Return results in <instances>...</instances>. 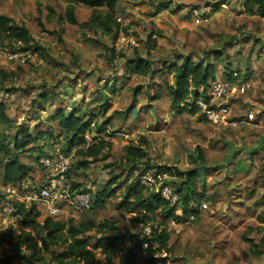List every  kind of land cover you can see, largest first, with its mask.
<instances>
[{
	"label": "rangeland",
	"instance_id": "374dc122",
	"mask_svg": "<svg viewBox=\"0 0 264 264\" xmlns=\"http://www.w3.org/2000/svg\"><path fill=\"white\" fill-rule=\"evenodd\" d=\"M245 3L122 0L115 8L120 32L113 39L114 33L80 27L92 14V9L82 4L73 6L77 24L71 25L64 17L67 3L63 0H0V14L24 25L38 48L27 52L29 57L9 60L0 56V69L8 73L0 82L5 88L0 101L13 122L10 127L0 124V160L2 146H8L16 132L27 130L32 138L45 134L18 155L29 168L25 184H42L44 172L39 160L65 148L64 134L49 120L56 110L68 113L79 108L87 119L89 114L98 113L102 102L109 104L105 119L109 121L107 130L112 132L110 150L85 169L76 167L82 160L76 149L70 151L69 178L75 187L91 192L90 208L53 219L94 222L96 228L82 238L99 264H119L116 257L106 261L95 247L99 237L112 234L131 241L127 249L138 245L131 264H264V13L249 15L243 8ZM184 58L200 65L212 64L215 80L209 84L222 82L225 86L219 96L208 92L209 103L193 115L174 113L162 87L173 81L172 73L140 76L128 66L142 59L162 71L172 62L181 64ZM42 97L46 98L44 104ZM103 122L101 117L93 120L97 125ZM236 122L241 125L235 126ZM95 133L93 128L86 135L89 143ZM142 139L147 155L141 169L148 166L156 172L165 166L180 172L196 170V190L205 192V198L195 205L196 216L181 215L177 209V221H163L158 211L153 221L146 222L138 211L120 208L128 184L122 167L125 148L140 146ZM197 146L203 151L202 164L198 160L192 164L187 158V152ZM175 170L171 169V177L155 181V188L168 187L177 195ZM2 171L0 166V190ZM117 185L120 187L103 206L94 204L97 192ZM152 192L154 188L145 195ZM4 201L0 192V264L13 254L12 238L30 232L37 241L42 234L39 226L28 229L24 216L7 217ZM203 203L207 208L201 206ZM33 207L27 217L38 214L35 220L42 224L48 217L46 208L41 204ZM105 223L106 227H99ZM144 226L150 229L146 237ZM163 229L169 236L166 249L153 242ZM64 248L65 244L52 247L43 254V261L33 264H56L54 256ZM21 254L30 256L26 251ZM9 264L27 263L14 259Z\"/></svg>",
	"mask_w": 264,
	"mask_h": 264
},
{
	"label": "trees",
	"instance_id": "16d2710c",
	"mask_svg": "<svg viewBox=\"0 0 264 264\" xmlns=\"http://www.w3.org/2000/svg\"><path fill=\"white\" fill-rule=\"evenodd\" d=\"M63 1L67 3L64 17L69 24H77L73 6L82 4L85 7L91 8L92 14L89 20L81 24L80 27L89 30H99L107 35L114 33L113 39H116L119 35L120 25L117 22V17H115V8L122 0ZM243 8L249 15H262V13H264V0H246ZM36 49L38 48L35 46L34 38L24 25L17 24L10 17L0 14L1 51L33 53ZM168 65V68L160 71L152 68L148 62L140 59L128 66L131 72L140 76L153 77L159 73H172L173 81L171 83L166 82L162 87L169 98L174 113L196 114L200 110L197 105L199 100L205 105L209 103V97L207 95L210 88L209 80H215L213 65L210 63L205 65L196 64L189 58H184L181 64H173L172 62ZM224 74L231 76L227 71H225ZM7 76L8 73L0 69V82H4ZM2 91H5V88L0 84V92ZM7 93L8 92H5V94ZM99 95L107 99L103 91H99ZM155 97L156 99L159 98V96ZM45 100L46 98L42 97L41 104H44ZM108 105L107 102H104V104L102 102L98 113L89 114L87 119L84 118L83 113H79V108L75 107H73L74 110L72 112L70 111L68 113H65L63 110H56L49 118L50 121L57 123L59 131L65 136L66 145L62 152H70L75 148V154L81 157L82 160L76 162V167L79 169H85L88 165L99 161L98 157L105 150H110L111 148L110 137L112 136V132L107 130L109 121L107 118L105 119ZM98 117L104 118V122L99 125L93 124V120ZM0 124H4L7 127L13 125L12 120H10L6 114V105L2 101H0ZM92 125L95 129L96 137L89 143L86 139V135L92 132ZM43 135L45 134L38 133L35 138H32L27 130L18 131L12 136L10 141H8V146H2L1 149L3 153L2 159L0 160V166L3 167L1 178L2 186L17 185L27 178L29 168L18 160V155L25 152L34 141L42 140V138H44ZM51 136L52 134L49 133L47 138L50 139ZM142 143L143 144L140 146L127 145L125 148V163L122 167L127 173L125 181H128V184L124 190L125 193L121 199L120 208H125L131 212L138 211V213L146 219V222L153 221L158 211L163 215V221H177L180 217V215L176 213L177 209L178 211L180 210L181 215H186L188 217L196 216L197 210L195 205L196 203L199 204V201L205 198V192L201 193L196 190V170L180 172L175 170V168H171L176 171L174 176L176 177L175 179L178 180V185L174 190L177 194V200L175 204L171 206H169L168 202L157 193L152 192L145 195L147 189L130 179L132 171L136 168H141V162L147 155L143 148L144 144H146L145 139H142ZM187 158L192 164H197V160L199 164H202L204 162L202 149L198 146L195 147L193 151L187 152ZM146 163L145 161L143 164ZM126 167L129 168L125 170ZM142 168L144 170L151 169L148 166ZM171 169L170 167L160 166L157 171L170 176ZM118 187H120V185L114 186L110 190L108 187H105L97 192L98 194L94 196V204L99 207L103 206L105 202L115 194ZM192 206L195 208H191ZM31 210H34V207H32ZM19 212L22 216L26 217V222L24 223L27 224L28 229L30 227L39 226L42 234L37 237V241L33 240L30 232H21L16 239L12 238L10 244L13 254L2 260L4 264H9L14 259L23 260L27 264L41 262L43 261V254L49 252L52 247L59 244H65V248L62 253L54 256L56 264H99L92 250L89 248L88 242L82 238L84 234L92 232L96 228L94 222L79 221L76 223L73 220H69L65 223L47 217L42 224H38L35 220L38 214L27 217V212L21 209ZM106 224L107 223L101 224L99 227H106ZM124 238V236L119 234L102 235L97 239L95 247L100 250V254L106 261H110L112 258L116 257L118 258L119 264H131L135 261V253L137 251L125 248L123 246L125 242ZM168 238V233L163 229L160 234L155 236L153 242L155 245H158L160 249H166ZM135 247L137 249L138 245H135ZM21 251L30 253V256L27 257L22 255Z\"/></svg>",
	"mask_w": 264,
	"mask_h": 264
},
{
	"label": "built area",
	"instance_id": "2783aa9c",
	"mask_svg": "<svg viewBox=\"0 0 264 264\" xmlns=\"http://www.w3.org/2000/svg\"><path fill=\"white\" fill-rule=\"evenodd\" d=\"M0 56H4L9 60L29 57V55L23 52L8 51H0ZM208 92L210 96H219L225 92V86L222 82L212 83ZM197 105L199 108L205 107L202 101H198ZM210 117H215V115L213 114ZM234 125L240 126L241 123L236 122ZM70 161V152L58 151L39 160V164L44 172L43 183L39 186H30L24 182L17 185H3L0 192L5 197V201L3 202L4 214L9 218L21 219L22 214L19 212L20 209L29 213L31 208L37 204L43 205L46 208L48 217L53 219L70 212L76 214L87 211L91 205L92 194L89 191H83L74 186V183L69 178L71 171ZM162 176H165V174L158 171L153 172L151 169L136 168L131 173V180L147 190L154 188V193L160 195L168 204L173 205L177 200V195L172 193V190L168 187L155 188V185H157L155 181H161ZM201 206L204 209L207 208L205 203ZM149 231V226H144L143 236H148ZM131 245L132 242L126 240L123 246L127 248ZM145 246L147 245L145 244ZM131 250L137 251L138 248L134 247Z\"/></svg>",
	"mask_w": 264,
	"mask_h": 264
},
{
	"label": "crops",
	"instance_id": "0c3cea01",
	"mask_svg": "<svg viewBox=\"0 0 264 264\" xmlns=\"http://www.w3.org/2000/svg\"><path fill=\"white\" fill-rule=\"evenodd\" d=\"M3 15V14H2ZM66 91V90H65ZM28 176H30V173H28ZM26 180H27V178H26ZM67 215V214H66Z\"/></svg>",
	"mask_w": 264,
	"mask_h": 264
}]
</instances>
